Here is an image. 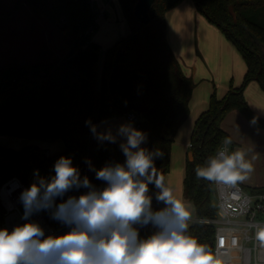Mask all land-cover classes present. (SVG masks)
Instances as JSON below:
<instances>
[{
    "label": "trees",
    "instance_id": "16d2710c",
    "mask_svg": "<svg viewBox=\"0 0 264 264\" xmlns=\"http://www.w3.org/2000/svg\"><path fill=\"white\" fill-rule=\"evenodd\" d=\"M118 1L130 33L105 51L99 76L101 47L90 40L96 29L90 0H20L61 32L68 50L62 59L46 64L0 66V137L32 142L20 150L0 145V185L14 175L28 183L33 169H38L41 176L53 175L55 161L65 156L72 158L81 177L87 175L94 185L104 187L94 172L87 174L85 160L100 169L109 162L123 163L126 158L119 143L93 141L85 121L96 124L128 114L135 117L140 128L148 122L147 149L164 153L155 165L164 177L169 172L172 146L188 117L195 89L167 40V12L184 0H154L146 24L134 16L137 0ZM192 1L197 12L235 46L246 65L242 84L231 86L221 99L213 94L191 133L190 155L184 166V196L194 205L197 219L211 220L217 217L212 200L214 182L198 179L195 169L214 156L226 138L230 139L221 126L230 112H240L248 122L257 116L244 92L255 81L264 93V21L256 12L264 4L263 0ZM247 10L254 14L246 15ZM255 126L264 130V118L259 117ZM58 139L63 140L64 149L51 156L36 143ZM234 145L231 141L230 149ZM244 188L252 193L264 192V187ZM156 192L152 185V200ZM43 212L57 230L67 229ZM1 220L0 216V224ZM155 231L150 225L140 228V238ZM214 233L212 224L194 222L188 228V234L212 252Z\"/></svg>",
    "mask_w": 264,
    "mask_h": 264
},
{
    "label": "clouds",
    "instance_id": "9594fccd",
    "mask_svg": "<svg viewBox=\"0 0 264 264\" xmlns=\"http://www.w3.org/2000/svg\"><path fill=\"white\" fill-rule=\"evenodd\" d=\"M258 120L253 116L250 124L255 126ZM85 123L98 143L119 141L125 161L96 169L91 160H85L104 187L94 185L87 175L81 177L71 157H59L53 175L41 176L35 170L31 185L19 195L21 219L26 223L11 231L0 228V264H222L218 254L188 234L192 206L174 196L158 171L155 160L164 153L142 147L147 134L132 123L120 124L115 131L106 121L97 125L89 119ZM229 144L231 140L226 138L223 148L196 167L198 179L235 188L248 178L252 164L243 151L230 153ZM149 185L157 189L155 199L164 205L159 210L152 207ZM16 187L19 185H13L10 192ZM72 192L81 194L68 195ZM42 211L68 231L46 235L32 219ZM148 225L156 231L140 238L139 229ZM256 239L264 245V225L257 226Z\"/></svg>",
    "mask_w": 264,
    "mask_h": 264
},
{
    "label": "rangeland",
    "instance_id": "374dc122",
    "mask_svg": "<svg viewBox=\"0 0 264 264\" xmlns=\"http://www.w3.org/2000/svg\"><path fill=\"white\" fill-rule=\"evenodd\" d=\"M90 1L96 18V29L91 33L90 40L100 45V56L102 57L106 49L124 37L130 31V28L118 0ZM253 12L252 10H247L245 14L251 16L254 14ZM256 12L258 13L259 20L264 21V6L259 7ZM200 16L206 19L202 14ZM32 27L35 34L33 36L26 35L25 30L32 29ZM13 31L19 32L20 35L12 36ZM191 41L193 48L190 58L186 60V67L193 72V81L196 87L189 104L188 117L182 124V128L193 127L195 106L205 101L206 98V103L209 105L213 94L218 99L223 98L231 86L236 88L235 86L242 84L246 73L245 62L235 46L234 57L232 55L223 57L214 47H210L203 40L199 44L198 23H195V30ZM44 42L46 45L49 44L50 48H47V46L45 48ZM28 43L32 46L30 51L27 50ZM65 43L66 39L61 32L39 14L35 13L34 17L30 16L16 21L15 19H11L9 11L3 12L2 10L1 13L0 10V66L46 64L60 60L68 50ZM98 71H100V62ZM186 140L187 133L178 138L172 148L178 147L182 149V145ZM25 141L27 140L0 137V145L10 148L23 144ZM40 143L44 150H50L51 153L56 152L57 145L62 148L64 146V142L61 139L54 141L52 146L47 142ZM88 172L89 170H87V174ZM33 173L30 176L31 181H33ZM172 176L173 179L180 180V174L177 175L176 171L173 172ZM151 186L149 185V189ZM213 190L215 191V183ZM212 200L216 201L214 194H212ZM186 203L192 206L190 224L197 218L196 209L192 203Z\"/></svg>",
    "mask_w": 264,
    "mask_h": 264
},
{
    "label": "crops",
    "instance_id": "0c3cea01",
    "mask_svg": "<svg viewBox=\"0 0 264 264\" xmlns=\"http://www.w3.org/2000/svg\"><path fill=\"white\" fill-rule=\"evenodd\" d=\"M0 10L1 13L2 10L3 12L9 11L11 19H15L16 21L24 19L26 17L35 16V12L30 9V7L25 3L20 4V0H0ZM166 19L167 40L169 42V45L173 50L175 56L179 60L184 74L191 77L192 79L193 72H191L188 67H186V60L190 58V55L192 53L193 44L191 38L193 37V33L195 30V23H198L199 44H201V40H203L204 43H207L208 45H210V47H214L221 56H235L234 45L225 38L223 33L217 27L209 23L207 19H203L200 14L196 12V8L192 0H184L173 9L169 10L167 12ZM129 33L130 31L124 36H127ZM25 34L28 36H33L35 34L34 28L32 27V29L25 30ZM11 35L19 36L20 33L13 31ZM43 44L45 48L46 46L47 48H50L49 44L46 45L45 42ZM31 47L32 46L28 43L27 50L30 51ZM103 59L104 56H100L99 76L101 75L102 71ZM235 87L238 88L239 85ZM244 95L253 112L257 116L264 118V93L260 90L257 82H251L245 89ZM206 101L207 98L205 99V101L195 106V120L193 122V126L198 116L207 109L208 104L206 103ZM106 122L112 127L113 131H115L116 127L120 124L132 123V125L136 129L141 130L145 133V130L138 127L137 124H135V121L129 120L127 115H121L106 120ZM96 124L100 125L101 122ZM221 126L228 133L231 141L235 143L232 149H230V144L228 145L229 152L231 153L232 151L236 150L243 151L245 153L246 160H248L253 167V171L248 175V178L245 181L239 183L248 188L264 187V130L251 125L250 122H248L245 117L238 111L230 112L224 119ZM192 129L193 127L179 128L175 137V142L178 138L182 137L186 133L187 140L182 145V149H179L178 147L172 148L170 163L171 171L169 170L170 173L168 172L165 176V182L167 185L172 187L174 196L178 199L183 200L184 202H188L184 196L183 180L185 160L187 156L190 155L189 146ZM92 139L93 141H97L96 139H94L93 135ZM40 142L41 141H38L36 143L44 150ZM31 143V141H25L23 142V144H19L18 146L12 148L20 150L22 147ZM47 143L51 144L52 146L53 142ZM117 143H119V141ZM147 144L148 137L147 142L143 144L142 147L147 148ZM56 149V152L53 153H51L50 150L45 151L49 154V156H51L61 152L64 149V146L62 148L61 146L57 145ZM174 171H176L177 175L180 174V180L173 179L172 175ZM153 202L160 205L159 207L155 208L156 210L164 207L163 203L157 202L155 197L152 200V203ZM196 220L197 218L192 221L189 226Z\"/></svg>",
    "mask_w": 264,
    "mask_h": 264
},
{
    "label": "built area",
    "instance_id": "2783aa9c",
    "mask_svg": "<svg viewBox=\"0 0 264 264\" xmlns=\"http://www.w3.org/2000/svg\"><path fill=\"white\" fill-rule=\"evenodd\" d=\"M127 117L136 122L132 114H128ZM223 147L224 142L220 149ZM46 155L49 156L47 152ZM35 170L37 169H33L28 176L30 184L32 183L30 176ZM28 183L20 175H14L0 185L2 190L0 228L11 231L14 226L26 223L21 219L23 207L19 201V195L24 188L30 186ZM15 184L19 187L10 192ZM214 195L217 217L211 220L202 218L195 221L214 225L213 253L220 256L222 264H264V245L256 239L257 226L264 225V192H249L239 182L235 188H225L215 183ZM233 196L238 199H233ZM152 206L160 205L152 203ZM32 219L45 229L46 235L49 233L59 235L68 231V229L57 230L53 227L43 211L35 214ZM221 238L224 240L222 246Z\"/></svg>",
    "mask_w": 264,
    "mask_h": 264
},
{
    "label": "water",
    "instance_id": "95a60500",
    "mask_svg": "<svg viewBox=\"0 0 264 264\" xmlns=\"http://www.w3.org/2000/svg\"><path fill=\"white\" fill-rule=\"evenodd\" d=\"M154 0H137L135 7H134V16L141 21L142 23L146 24L149 22V11L153 4ZM143 129L148 130L149 124L147 121L142 123ZM151 228H154L150 225ZM155 229V228H154Z\"/></svg>",
    "mask_w": 264,
    "mask_h": 264
}]
</instances>
